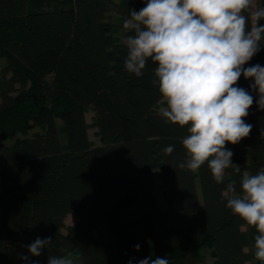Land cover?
<instances>
[{"label": "trees", "instance_id": "trees-1", "mask_svg": "<svg viewBox=\"0 0 264 264\" xmlns=\"http://www.w3.org/2000/svg\"><path fill=\"white\" fill-rule=\"evenodd\" d=\"M142 7V0H0V55L7 64L0 148L24 135L4 148L0 162V264H24L20 257L37 237H52L53 245L32 257L34 264L72 254L78 264L148 256L206 264V246L215 264H264L255 258L259 233L227 209L224 196L227 183L235 180L239 192L244 172L264 168V111L254 99L245 117L253 125L249 136L225 144L234 166L223 183L207 162L195 172L180 169L190 125H172L159 112L167 105L155 82L158 65L149 59L142 77L124 67L127 48L117 34L130 35L123 21ZM257 63L264 66V47L244 67ZM250 83L243 74L237 82L245 89ZM168 145L171 155L163 152ZM69 215L75 222L66 227Z\"/></svg>", "mask_w": 264, "mask_h": 264}, {"label": "clouds", "instance_id": "clouds-1", "mask_svg": "<svg viewBox=\"0 0 264 264\" xmlns=\"http://www.w3.org/2000/svg\"><path fill=\"white\" fill-rule=\"evenodd\" d=\"M142 3L144 7L129 10L123 21V30L130 33L124 67L142 77L149 59L158 65L155 82L167 105L163 118L181 128L190 125L182 139L185 159L177 166L195 172L207 162L215 182L221 184L225 170L234 166L233 152L225 144L236 145L249 136L253 125L245 117L254 99L257 109L264 111V66L244 67L264 47V25L258 26L264 20V5L258 0ZM242 74L251 81L248 89L237 84ZM163 152L171 155L174 146ZM224 196L227 209L259 233L254 237L255 258L264 262V168L254 175L244 172L239 192L235 180L227 183ZM52 245V237H37L20 258L24 264H34L31 258ZM139 248L137 244L135 250ZM48 264H74V260L70 255H52ZM128 264H169V260L133 257Z\"/></svg>", "mask_w": 264, "mask_h": 264}, {"label": "rangeland", "instance_id": "rangeland-1", "mask_svg": "<svg viewBox=\"0 0 264 264\" xmlns=\"http://www.w3.org/2000/svg\"><path fill=\"white\" fill-rule=\"evenodd\" d=\"M115 1H118V0H115ZM115 21H116V20H115ZM117 36L119 37L120 41H122V42L125 43V40L123 39V37L121 36L120 33H118ZM6 66H7V64H6V60H5V58H4L2 55H0V81L4 78V76H5V74H6V73H5ZM0 101H1V100H0ZM164 107H166L164 104H161V105L159 106V112H160L161 114H163V113H162V108H164ZM92 117H93V112H92V111H89V112L86 114V120H87V123H88L89 125L92 124ZM39 131H40V129H36V130L30 132V136H32L33 133H35V132H39ZM96 132H97V129H95V128H90V129H89V138H90V140H91L95 145H96V144H100V141H101L100 138L97 136ZM28 136H29V135H28ZM23 137H24V135L21 134V133H19V134H17L16 136H14L13 138L8 139V141H6V142L3 143L2 148H0V162H2V152H3L4 148H6L7 146L11 145V144L15 141V139H21V138H23ZM247 162H248V160H247V158H246L245 161H244V163L242 164V166L246 167ZM154 176H155L156 186L158 187L159 206H160L161 208H164V207H165V204L163 203L162 192H161V190L159 189V186H160V184H161V177H160V173H159V171H156V172L154 173ZM129 213H131V211H127L126 214H125L123 217L125 218V216H126L127 214H129ZM74 220H75V216H73V215H69V217H67V219H66V227L69 226V225H71L72 223H74ZM106 232H107V231H106ZM201 251H202V253L205 255L206 264H215V260H214V258L212 257V249H211L210 246H206V247H204ZM70 256L73 258V260H74V264H78V262H77V261H78L77 256H76L75 254H72V255H70Z\"/></svg>", "mask_w": 264, "mask_h": 264}, {"label": "crops", "instance_id": "crops-1", "mask_svg": "<svg viewBox=\"0 0 264 264\" xmlns=\"http://www.w3.org/2000/svg\"><path fill=\"white\" fill-rule=\"evenodd\" d=\"M96 145H99V144H96ZM69 217V216H68ZM74 222H75V220H74Z\"/></svg>", "mask_w": 264, "mask_h": 264}]
</instances>
